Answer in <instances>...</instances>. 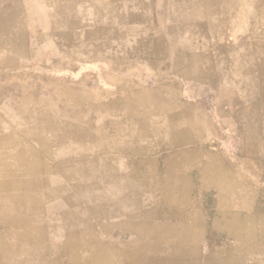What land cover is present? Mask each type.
<instances>
[{"label":"rangeland","instance_id":"374dc122","mask_svg":"<svg viewBox=\"0 0 264 264\" xmlns=\"http://www.w3.org/2000/svg\"><path fill=\"white\" fill-rule=\"evenodd\" d=\"M113 154L185 205L154 260L264 264V0H0V232Z\"/></svg>","mask_w":264,"mask_h":264},{"label":"crops","instance_id":"0c3cea01","mask_svg":"<svg viewBox=\"0 0 264 264\" xmlns=\"http://www.w3.org/2000/svg\"><path fill=\"white\" fill-rule=\"evenodd\" d=\"M113 156L81 173L80 180L74 178L75 182L64 189L66 193L54 202L57 208L49 218L41 219L39 209L34 210L40 207L38 191L33 190L31 198H24V194L23 204L9 201V196L1 206H17L18 215H1L0 251L16 248V257L11 255L14 264H74L87 261V256L95 264H162L166 258L154 260L153 256L167 248L155 241L178 236H169L164 230L165 221L172 219L161 208L185 205L179 204L175 192L168 194L176 189L161 181L142 182L134 161L122 166L118 156ZM146 168L147 175L156 171L152 166ZM78 191H97L95 203L77 198L73 192ZM138 191H158L162 203L138 202Z\"/></svg>","mask_w":264,"mask_h":264}]
</instances>
